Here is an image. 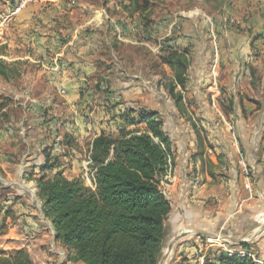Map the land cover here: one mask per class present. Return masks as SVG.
<instances>
[{
    "label": "crops",
    "instance_id": "1",
    "mask_svg": "<svg viewBox=\"0 0 264 264\" xmlns=\"http://www.w3.org/2000/svg\"><path fill=\"white\" fill-rule=\"evenodd\" d=\"M251 8L250 0L238 1L237 24L215 23V40L203 19L198 25L188 18L190 31H175L172 47L190 56L186 86L175 89L180 98L163 88L160 61H149L151 50L159 58L162 24L125 23L105 8L81 18L66 0L15 13L2 28V42L14 53L0 59L42 64L45 111L54 115L43 118V103L31 102L25 116L0 119V246L25 248L31 257L52 246L67 250L42 211L40 166L51 152L58 158L53 172L70 180L86 176L84 184L94 187L93 140L123 125L143 129L125 123L142 109L160 114L172 141L175 165L162 189L171 201L166 227L176 249L203 238L234 245L255 236L264 222V4ZM198 26L205 36L197 37ZM25 92L32 95L34 87ZM44 143L52 148L45 151ZM240 156L255 166L250 189Z\"/></svg>",
    "mask_w": 264,
    "mask_h": 264
},
{
    "label": "trees",
    "instance_id": "2",
    "mask_svg": "<svg viewBox=\"0 0 264 264\" xmlns=\"http://www.w3.org/2000/svg\"><path fill=\"white\" fill-rule=\"evenodd\" d=\"M131 12L144 13L148 0H127ZM16 5H13V8ZM146 26V25H145ZM163 62L174 71L175 83L186 86V50L172 51ZM10 65L0 60V76L8 77ZM180 98V95L177 96ZM126 126L143 124L118 134L102 132L92 142L90 168L93 185L53 172L58 158L48 152L36 178L44 217L51 221L55 239L69 253V260L84 264H159L168 236L166 221L172 206L162 182L172 173V141L157 112L139 110ZM239 246L247 253L250 245ZM216 260L203 264H257L250 254L231 255L220 250ZM0 264H33L25 248L0 251ZM180 264V263H179Z\"/></svg>",
    "mask_w": 264,
    "mask_h": 264
},
{
    "label": "rangeland",
    "instance_id": "3",
    "mask_svg": "<svg viewBox=\"0 0 264 264\" xmlns=\"http://www.w3.org/2000/svg\"><path fill=\"white\" fill-rule=\"evenodd\" d=\"M18 1L19 0H0V23L3 16L9 15L12 12L14 9L13 5H17ZM45 1L52 0H33L27 2L25 6L28 4L45 6ZM71 1L72 0H66V3H68V6H70V8L77 14H81V18H88L90 14L93 15L92 11L95 10L100 11L99 14H101V10L105 8L109 10L111 14H115L116 17H119L120 21H124L125 23L142 21L141 23H144L146 27L153 26L154 24H162L163 38L162 46L159 50V58H153V51L151 50L149 61L152 63L155 59L156 64L158 63V60L160 61V70L156 69V71L161 73L162 86L169 95L175 97L179 96L175 89L182 87L176 84L175 79L171 76V71H173L171 67L163 62V57H168L169 53L175 51V49L182 51L180 47H172V39L176 37L175 31L177 30L179 32L178 36L183 35L184 32L187 33L190 31L188 30V27L191 26L189 21L193 20L195 24L199 25L204 20L210 26L208 36L212 39H214V37L218 38V33L214 29V24L220 22L222 25H225L224 27L229 25H233L234 27V25L237 24V20L233 14L236 12L235 9H237V4L240 0H148L149 8L142 14L131 12L133 8H128L129 2L127 0H74L75 3L73 4ZM250 1L252 2L251 9L253 10H255L257 4H264V0ZM112 7H114L115 10H112ZM188 18H191L192 20ZM128 20L129 22H126ZM9 25L10 24L8 23L6 26L0 27V32L3 31L2 34H0V54L5 56H11L14 53L13 49L7 45L8 43L2 42V38L6 35L5 30H2V28L9 27ZM197 28L199 31L202 30L200 26ZM169 29H172L171 33H169ZM167 31L168 34L165 35ZM201 35H203V33L200 31L197 37H200ZM205 35L206 34L203 36ZM156 44L158 45V43ZM127 50L130 49L128 48ZM156 52H158L157 48ZM148 56L149 55L147 54V57ZM186 57L188 60V69L190 56L186 55ZM0 60L5 61L10 65L8 77L0 76V119L8 120L11 116L18 119L25 116L31 102L43 103V106L39 111L43 118H45L46 114L47 118L53 117L54 112L45 111V76L40 73L42 71V64L30 63L26 60L16 62H11L6 59ZM119 65H121V63ZM211 71H214V66ZM135 85H137V83ZM145 85L150 86L151 84L146 83ZM32 86L34 87L33 94H27L25 91ZM40 89H44L43 94L37 93ZM29 97L30 99L26 102V99ZM26 127L28 126L24 125L22 127V125H15L16 131H22V128L25 129ZM34 132L37 133L38 131L35 129ZM44 134L45 131L43 132V135ZM46 144L44 143L43 145L45 146L43 147L45 151L52 148L51 144H49L50 146ZM38 176L39 171L36 178ZM84 177L86 179V176ZM79 178L84 182L85 179L81 177ZM257 225L258 223L253 224V226ZM245 242L250 245L248 253L251 254V257L257 262V264H264V231L256 236L246 237ZM175 245L176 242H174L168 234L164 242L159 264H203L205 262H210L211 260H216L218 255L221 254L219 253L220 250L225 251L226 248L231 249L232 251L246 253L239 244L226 245L221 239L218 240L215 238H203L202 240L200 239L197 240V242H193L192 245L191 243L188 245L185 242L184 245L181 246V251H179L178 248L176 249ZM0 251L8 252L11 250H5L0 246ZM69 256L67 250L62 249L61 247L57 248V246H52L45 250L44 256L33 255L32 257L34 260L32 259V261L33 264H84L80 261L69 260Z\"/></svg>",
    "mask_w": 264,
    "mask_h": 264
},
{
    "label": "built area",
    "instance_id": "4",
    "mask_svg": "<svg viewBox=\"0 0 264 264\" xmlns=\"http://www.w3.org/2000/svg\"><path fill=\"white\" fill-rule=\"evenodd\" d=\"M31 2L33 0H19L17 2V5L14 7V9L12 10V12L9 15H5L2 17L1 19V23H0V27H4L6 26V24L12 22L14 14L17 13L19 10H21L26 4L27 2ZM71 3H75L74 0L71 1ZM239 164L242 167V172L243 175L248 179V182L245 184V188L250 189L251 188V183H252V178H253V174L255 171V166L254 165H249L246 162L245 157L240 156L239 159ZM227 252H229L231 255H238V256H244L245 254H249V253H245V252H240V251H232L231 249H225ZM251 255V254H250Z\"/></svg>",
    "mask_w": 264,
    "mask_h": 264
},
{
    "label": "water",
    "instance_id": "5",
    "mask_svg": "<svg viewBox=\"0 0 264 264\" xmlns=\"http://www.w3.org/2000/svg\"><path fill=\"white\" fill-rule=\"evenodd\" d=\"M263 230H264V222L259 226L255 236L258 235L259 233H261ZM54 234H55V230H54ZM54 237H56V236L54 235Z\"/></svg>",
    "mask_w": 264,
    "mask_h": 264
},
{
    "label": "bare ground",
    "instance_id": "6",
    "mask_svg": "<svg viewBox=\"0 0 264 264\" xmlns=\"http://www.w3.org/2000/svg\"><path fill=\"white\" fill-rule=\"evenodd\" d=\"M216 239H219V238H216Z\"/></svg>",
    "mask_w": 264,
    "mask_h": 264
}]
</instances>
